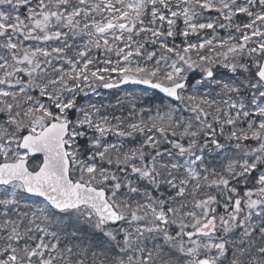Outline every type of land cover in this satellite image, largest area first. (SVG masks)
Masks as SVG:
<instances>
[{"label":"snow or ice","instance_id":"obj_1","mask_svg":"<svg viewBox=\"0 0 264 264\" xmlns=\"http://www.w3.org/2000/svg\"><path fill=\"white\" fill-rule=\"evenodd\" d=\"M0 264H264V0H0Z\"/></svg>","mask_w":264,"mask_h":264},{"label":"trees","instance_id":"obj_2","mask_svg":"<svg viewBox=\"0 0 264 264\" xmlns=\"http://www.w3.org/2000/svg\"><path fill=\"white\" fill-rule=\"evenodd\" d=\"M129 87H136V86H129ZM139 88H142V87H139ZM112 91H114V90H109V91H104V92H105V94H108V93H110Z\"/></svg>","mask_w":264,"mask_h":264},{"label":"water","instance_id":"obj_3","mask_svg":"<svg viewBox=\"0 0 264 264\" xmlns=\"http://www.w3.org/2000/svg\"><path fill=\"white\" fill-rule=\"evenodd\" d=\"M144 87H147V86H145V85H143ZM163 95V94H162Z\"/></svg>","mask_w":264,"mask_h":264}]
</instances>
